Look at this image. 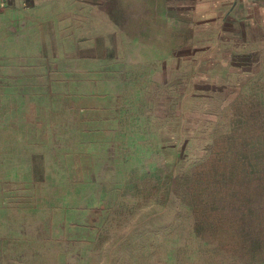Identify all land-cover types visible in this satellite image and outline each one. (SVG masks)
Wrapping results in <instances>:
<instances>
[{
    "label": "rangeland",
    "instance_id": "1",
    "mask_svg": "<svg viewBox=\"0 0 264 264\" xmlns=\"http://www.w3.org/2000/svg\"><path fill=\"white\" fill-rule=\"evenodd\" d=\"M159 5L0 57V264H264V34Z\"/></svg>",
    "mask_w": 264,
    "mask_h": 264
},
{
    "label": "crops",
    "instance_id": "2",
    "mask_svg": "<svg viewBox=\"0 0 264 264\" xmlns=\"http://www.w3.org/2000/svg\"><path fill=\"white\" fill-rule=\"evenodd\" d=\"M124 0H0V57L5 64L43 66L53 63L54 43L78 40L91 48L105 32L91 33L92 18L103 19L105 29L114 27L113 9ZM159 3L169 20L175 16L197 17L195 27L205 31V17L231 20L244 18L250 27L264 34V0H147ZM205 18V19H203ZM111 21H110V20ZM240 22V21H239ZM97 25V24H96ZM98 26V25H97ZM87 32V35L85 36ZM81 33V38L75 35ZM30 51V52H29ZM85 73V72H84Z\"/></svg>",
    "mask_w": 264,
    "mask_h": 264
}]
</instances>
